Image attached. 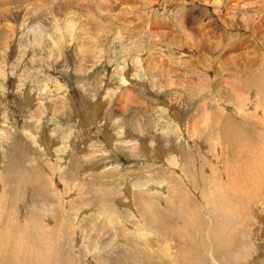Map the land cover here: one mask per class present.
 Returning a JSON list of instances; mask_svg holds the SVG:
<instances>
[{"label":"rangeland","instance_id":"1","mask_svg":"<svg viewBox=\"0 0 264 264\" xmlns=\"http://www.w3.org/2000/svg\"><path fill=\"white\" fill-rule=\"evenodd\" d=\"M0 264H264V0H0Z\"/></svg>","mask_w":264,"mask_h":264},{"label":"bare ground","instance_id":"2","mask_svg":"<svg viewBox=\"0 0 264 264\" xmlns=\"http://www.w3.org/2000/svg\"><path fill=\"white\" fill-rule=\"evenodd\" d=\"M234 127V126H233ZM236 128V127H235ZM235 128H231V135H232V137H235L236 136V133L238 132H240L242 129H240L239 128V125H238V127L235 129ZM242 128V127H241ZM248 133H250L251 132V130H248L247 131ZM249 151V155H248V160H250L251 161V163L253 162V160H254V158L256 157V159H257V157L258 156H262L261 155V153H260V150L258 149V150H248ZM256 151H258L259 152V154H257L256 155ZM251 152L253 153L252 155H251ZM255 154V155H254ZM255 156V157H254ZM254 157V158H253ZM242 158V157H241ZM259 158V157H258ZM257 170V169H256ZM256 170H254V171H256ZM251 173V172H250ZM244 174H246V173H243L242 172V174L240 175V176H242L241 177V179L240 180H242L243 179V181H245V183H247V181H248V179L245 177V175ZM261 178H262V176H261ZM253 181V180H252ZM244 183V184H245ZM240 184V183H239ZM248 184V183H247ZM243 184H241V186H242ZM240 186V185H239ZM229 192V191H228ZM235 192V191H234ZM240 192V191H239ZM236 193H237V196H235L236 195ZM255 196H258V192L255 194ZM242 197L243 196H241V195H239V193H238V191L237 192H235L234 194H232V196L229 194V193H227V192H223V196L221 197L219 194L212 200V202H211V206L212 207H215V208H217V210L220 212V213H225L224 211L226 210V208H229L230 206L228 205V204H230V203H232L233 202V204H234V200H235V198H237L238 199V203L241 201V199H242ZM250 198H252V197H250ZM235 207V206H234ZM220 218V217H219ZM217 219V218H216ZM216 223V222H215ZM218 223H220V222H218ZM222 223V222H221ZM220 223V224H221ZM223 226V225H222ZM222 226L221 225H219L218 224V227H221V229H222ZM49 227V229H50V226H48ZM224 228V227H223ZM220 230V229H219ZM52 238H56V236H52ZM49 239L51 240V236H49ZM49 242H47V244H48ZM16 250H18V249H16V248H13V249H10L9 251H11L12 252V254H17L18 252L16 251ZM19 251V250H18ZM23 261H27V260H23ZM22 261V262H23ZM29 261V260H28ZM27 261V262H28ZM17 263V262H16Z\"/></svg>","mask_w":264,"mask_h":264}]
</instances>
